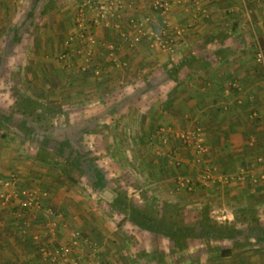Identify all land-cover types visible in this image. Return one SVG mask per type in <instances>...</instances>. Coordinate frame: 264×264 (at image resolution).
<instances>
[{
	"label": "crops",
	"instance_id": "obj_1",
	"mask_svg": "<svg viewBox=\"0 0 264 264\" xmlns=\"http://www.w3.org/2000/svg\"><path fill=\"white\" fill-rule=\"evenodd\" d=\"M18 1L25 5L27 0H0V177L16 175L17 184L9 190L35 189L41 194V205L23 206V195L5 200L0 187V264H264V237L250 235L254 219L264 231V66L256 58L257 45L264 47V0H198V5L192 0H170L171 7L164 13L155 8L156 0H125L123 11L100 20H95V8H88L87 31L98 40L91 74L80 69L85 56L79 50L85 45L86 31L73 22L68 34L79 38L71 47L65 45L68 34L59 48V33L27 37L23 32L31 20L27 14L18 15ZM50 2L59 16L63 13L52 23L62 32L70 27L67 12L73 8L77 13L81 3L40 0L41 5ZM45 16L42 25L48 21ZM132 17L149 29H171L173 50L153 46L149 37L132 44L137 33L130 23ZM178 29L182 34H177ZM110 44L115 46L113 51ZM53 47L64 50L74 60L72 66L49 63L48 52ZM5 58L24 62L11 65L10 61L7 68L2 64ZM77 75L80 80L74 78ZM69 87H76L73 96L88 100L51 99ZM18 92L41 104L40 123L16 103ZM52 105L65 109L62 120L64 116L70 119L71 128L41 126L43 121L59 118L46 113ZM84 107L90 108L89 115L83 114ZM32 125L40 133H34ZM102 127L104 149L90 151L103 156L105 169L92 162L103 174L102 193L107 202L100 199L93 180L88 186L95 188L94 195L87 196L86 182L74 174L76 168L82 172L79 165L71 164L67 170L66 155L59 145L71 133L75 149L86 151L76 145L81 138L94 141ZM162 127H201L208 152L198 158L191 150H181L168 131H160ZM44 128L53 138L49 146L43 143ZM119 140L123 141L121 148H116ZM133 140L137 141L133 154L141 163L140 171L147 182L155 181L142 186V179L138 183L135 178L136 186L142 187L137 189L140 201L149 200L151 193L140 191L151 186L158 190L154 195L161 199L162 208L172 203L185 205L186 219L194 221L191 225L207 209L212 219L241 234L234 239H193L180 244L169 235L133 224L130 214L116 205V200L125 198L109 197L113 194L105 189L117 184V176L120 185H131L125 180L129 171L122 165L123 158L117 168L111 163L116 153L131 157L126 145L135 144ZM170 155H177L180 164H171ZM208 169L220 174L244 171L247 178L199 182L198 177ZM178 175L193 178L192 190L178 191ZM127 202L131 208L132 201ZM49 207L61 216L50 215ZM113 209L124 219L120 225L114 221ZM54 220L58 228L51 232ZM74 232L79 242L73 245L71 256L52 261L49 254L70 245ZM222 249L230 253L222 255Z\"/></svg>",
	"mask_w": 264,
	"mask_h": 264
},
{
	"label": "built area",
	"instance_id": "obj_2",
	"mask_svg": "<svg viewBox=\"0 0 264 264\" xmlns=\"http://www.w3.org/2000/svg\"><path fill=\"white\" fill-rule=\"evenodd\" d=\"M194 4L198 5V0H192ZM247 1V0H244ZM155 8L160 10L162 13L167 12L171 7V1L170 0H156L155 2ZM95 8V20L105 19L108 16L114 15L115 13L119 11H123L126 8V2L125 0H102L99 2H96L95 0H83L79 6V9L77 11L76 15V23L80 28H83L86 32V35L83 36L85 39V45L83 48L79 50L81 54L85 56V62L80 66L81 71L87 72L91 69V62L94 50L96 46L98 45L97 38L90 34L87 30V21H86V12L88 8ZM130 23L134 29H136L137 33L132 38L131 43L135 44L140 42L144 37H149L152 39L153 46L161 48L163 51L171 52L174 48V38L172 35V30L168 27L165 28L162 31L149 29L145 25L143 21H140L136 19L135 17H132L130 19ZM177 34H182V30L178 29ZM76 41V36L74 34H71L65 42V45L68 47H71ZM115 48L114 44L109 45V49L113 51ZM67 54L63 53L60 55V58L64 60L66 58ZM256 58L257 61L264 66V47L261 44L257 45V52H256ZM160 131H168L171 134V137H173L176 141L179 143V148L181 150H191L193 151L198 158L203 157L207 152L208 148L204 144V135H203V129L201 127H196L193 129L188 130H172L170 127L168 128H161ZM167 141V140H166ZM165 141V142H166ZM170 162H176L177 164H180L181 160L177 157V155L172 158V155H170ZM263 158H259V161H262ZM247 175L246 172H236L234 174H220L216 172V170L208 169L205 173H203L201 176L198 177V181L204 184H207L211 181H214L216 179H219L223 182H229V181H244L246 180ZM17 176L11 175L10 177H0V187L3 189L4 192H2V197L5 200H8L11 196H18L23 195L25 196L23 201V206L32 208L41 205V194L35 189H23L18 190L14 189L13 191H10L9 189L17 184ZM176 185L179 190L184 191H190L192 190V183L193 178L186 176V175H178L175 179ZM47 212L55 217L61 216V214H58L56 210L49 207L47 209ZM225 218V217H223ZM218 219H221L218 217ZM58 228V223L56 220H54L50 224V230L51 232H55ZM72 243L70 245L61 246L58 251L55 253H50V259L52 261H56L57 258H64L65 260L68 259L71 256L72 247L73 245L78 244V236L74 232L72 233ZM95 252V250H94ZM94 255L96 254L93 253Z\"/></svg>",
	"mask_w": 264,
	"mask_h": 264
},
{
	"label": "rangeland",
	"instance_id": "obj_3",
	"mask_svg": "<svg viewBox=\"0 0 264 264\" xmlns=\"http://www.w3.org/2000/svg\"><path fill=\"white\" fill-rule=\"evenodd\" d=\"M68 1L70 2V0H68ZM76 1H80V3L82 2V0H76ZM18 3H19L18 6L20 8L19 11H16L18 13V15L19 16H23L24 14H27L29 16L28 17L29 20H31V24L25 27L26 29H25V31L23 33L27 37H33L34 36L36 38H38L40 36H47L48 34L55 35V34L59 33L61 40L58 43V48H59V44L65 39L64 38L65 35H67L69 33V30L71 28V25L73 27V22H76V15H77L76 10L72 11L73 8H70L69 9L70 11L67 12L69 14L66 17V19H68V21L70 22V27H68V28L67 27H64L63 28V31L60 32V30H57V28L54 27L53 26L54 24H52V23H55V20H58L59 17L61 18V14L63 15V13H60V16H59V13L56 12L55 9H54V4H51V2H50L49 4H42L41 5L40 0H27L26 3H25V5H23V3H24L23 1L22 2L18 1ZM26 7L27 8H31V10L29 12H27L26 10H28V9H26ZM74 12L76 13L75 15H74ZM43 13L46 14L45 17L48 16V21H47V23H45V24L42 25L41 24V19H42V14ZM73 15H74V18L72 19V16ZM87 28H89V27L87 26ZM81 29L84 30L83 28H81ZM69 36H71V34H68V37ZM67 38H66V40H67ZM77 38H79V37H76V40H77ZM1 48H5V44H3ZM58 48H57V51L54 50V47H53V49H50L49 50V52H48V56H49L48 57V61H49V63L52 62L54 64V66H55L56 64H58V62H63V64H65L66 67L68 65L72 66V63H73L74 60L70 59L68 55L66 56V58L64 60H62L60 58V55L63 54V53H65V52H64V50L62 52H60L61 49H58ZM75 48H78L77 45H76ZM10 61H12V60L5 58L4 61H2L3 66L9 68V66H11L13 64L14 65H18L17 63L24 62V60H22V59L21 60H18V59L15 60L14 59L12 61L13 63H11V65H10V63H9ZM15 67H17V66H15ZM49 67H50V65H49ZM67 70L68 69H66V71ZM4 76L7 77V81H9V79H8V76H9L8 75V72H6V74ZM70 77L71 76L66 75V72H65V78H67L66 80L69 79L71 81ZM74 78L80 80V78H79L78 75L76 77H74ZM12 81H13V77H12ZM62 92H58V94H55L54 93L53 95L50 94L51 95L50 96L51 99H55V98L58 97V100H62V101L68 100V102H70L72 100L75 101L76 98H82L83 99V97H84L85 98V101L88 100V97L87 96H80V97L79 96L78 97H75L76 95L73 96L72 93L76 92V87L73 88V89H72V87L71 88L69 87L68 89L66 88V90L65 91H62ZM50 103H51V101H50ZM66 109L68 110V109H70V107H68ZM89 109L90 108H88V107H84L82 109L83 110V114L89 115V113L87 112ZM46 113L49 114V115H53L54 117L59 116V118L58 119H55V120L52 118V119L49 120V122H47V121L44 122L43 121V124H41V126H47L48 128L53 127V129L57 128V126L59 128H61V127L62 128L63 127H65V128H71L72 123H71L70 119H67V117L64 116L65 118L62 120V115H66L67 114L65 112V109L64 108H57L55 105H52V106H49V108H48V110H47ZM53 121H56V122L53 123ZM102 126H104V125L102 124ZM103 130H104V127H102L99 130V132L101 134L98 135V136H96V137H94V141H92L89 138H81L80 141H79L80 143H78L76 145V147L80 146V147L84 148L87 153H92L93 150H94V152L96 150L97 151L103 150L104 149V143H105V140H104V137H103V133H104ZM122 140L124 141V139H122ZM122 140H119L118 142L115 143L116 146H117L116 148H121V145H122V142H123ZM114 142H115V140H114ZM133 142L135 144L132 145L130 143V145H128V146L126 145V143H123V145L124 144L126 145V149L128 148V149L131 150V153H130L131 154V157L130 158L129 157L128 158H124V157H126L124 154H122V153H116L113 156L114 162L111 163V165H114V166H116L115 168H117L119 165H117L116 163L117 162L120 163L121 160H122V158H123L122 165L125 166V168L129 171V173H127L126 176H125V178H126L125 180L130 181L131 182L130 183L131 185L130 186L129 185H126V184L124 185L123 183H121V185H120V180H119L120 177L117 176V177H115L118 180L117 184L116 185L110 184L105 189L108 190L109 192H111L113 194V196H109V197H116L117 196L116 198H121V199H124L125 198L128 201L131 200L132 201V206L144 208V207H146L149 204L153 208L160 209L163 206V204L160 203V200L161 199L159 197H156L154 195L155 191L158 192V190H156V189L153 190V188L151 186L147 187V189L145 188V189L141 190L142 192L140 191V194L143 193V192H149V194L151 193L149 195V197H148L149 200H147V201L146 200L145 201H140V197H137V195H138L137 194V189L138 188H142V187H137L136 186V184H135L136 181H134L135 178H137L136 180H137L138 183H140L139 181L142 179V181H141L142 182L141 183L142 186H147L150 183H149V181L147 182L146 175L145 174H142L143 172L140 171V169H139L141 163L139 162V159L137 158L136 154L135 153L133 154V151H136V148H134V147H136L137 141L136 140H133ZM90 148H93V150L90 151L91 150ZM93 154L94 153H92V155L89 154V157L95 162V164H97V165L100 164V166H102L101 168L102 169H105L104 168L103 156L102 155H98V154L97 155L96 154L93 155ZM98 159H100V161ZM60 162H61V160H60ZM66 164H67L66 165V169L67 170H68V168L72 167V165L70 164L69 160L66 161ZM76 169H75V173L74 174L77 175L83 182L84 181L86 182L85 183L86 186L84 187V190H85L87 196L90 197V196L94 195L95 188H92V187L88 186V185L91 184V179L87 176V174H85L83 172H79ZM108 171L110 172L111 169H109ZM104 175H105V173H104ZM151 182H153L151 184H154L155 183L154 180L151 181ZM157 182H156V184H157ZM148 190H150V191H148ZM102 191L103 190H100V193H99L100 199L107 202L108 201V198H107V196H105L102 193ZM178 191L181 192L182 194L183 193L184 194L186 193V191H184V190H178ZM100 202L101 201H98L99 204H100ZM184 206L185 205H181L182 208H184ZM115 211H116L115 209L112 210V213H114V215L117 214L116 215V218H114V221H116L117 225H120L124 221V219H122V216L117 211L116 212ZM184 220L188 224L189 223L191 224V223L194 222L193 220H191V218L190 219L189 218L186 219V214L184 215ZM214 240H217V239H214ZM211 242H214V241L212 240ZM219 242H220V240H219ZM94 243H95V241H94Z\"/></svg>",
	"mask_w": 264,
	"mask_h": 264
},
{
	"label": "trees",
	"instance_id": "obj_4",
	"mask_svg": "<svg viewBox=\"0 0 264 264\" xmlns=\"http://www.w3.org/2000/svg\"><path fill=\"white\" fill-rule=\"evenodd\" d=\"M86 73L91 74L89 71ZM16 103L20 105L24 113H28V116L32 118L33 121L40 123L42 117L39 110L40 108H43L41 107V104L37 103L33 98L31 99L23 96L19 92L17 93ZM34 125H32L31 130L34 133L39 132V128H34ZM44 129L43 135H45V138L43 143L44 145L49 146V141L53 138H51L49 134H46V132H48V128ZM54 140L56 141V139ZM74 143H76V141L73 140L72 134L70 133L68 139L59 144L61 145V148L64 149L63 152H65L66 160H69L70 164H78L80 170L93 180L99 190H102L104 187V178L103 174H101V170L93 164V160L89 157V153L82 150L79 152L77 148L75 149ZM74 154L77 155L74 157ZM70 178L72 179L71 176ZM116 205L122 213L130 214L129 218L133 224L139 226L140 228L148 229L154 233H164L169 235L172 237L174 242L180 244H184L186 241L193 239H201L203 241H209L215 238L234 239L239 235V233L241 234L240 230L232 227L231 225L219 224L216 220L212 219L209 215V210L207 209L204 210L202 218L195 224L191 225L187 224L184 220L185 209L177 203L165 204L164 208L161 210H157L158 208L155 209L149 204L144 208L136 206H131L130 208L127 199H124L123 201L116 200ZM169 213H171L172 217L168 216ZM253 222L255 226L252 228V233L250 232V235H255L258 238L261 236L264 237V231L262 230L260 222L256 219H254ZM257 230L259 233L255 232ZM221 253L222 255H228L230 250L222 249Z\"/></svg>",
	"mask_w": 264,
	"mask_h": 264
},
{
	"label": "water",
	"instance_id": "obj_5",
	"mask_svg": "<svg viewBox=\"0 0 264 264\" xmlns=\"http://www.w3.org/2000/svg\"><path fill=\"white\" fill-rule=\"evenodd\" d=\"M108 195H110L111 193L110 192H107Z\"/></svg>",
	"mask_w": 264,
	"mask_h": 264
}]
</instances>
